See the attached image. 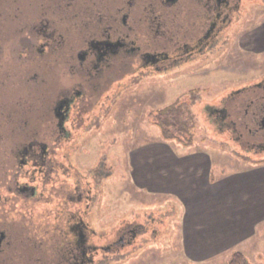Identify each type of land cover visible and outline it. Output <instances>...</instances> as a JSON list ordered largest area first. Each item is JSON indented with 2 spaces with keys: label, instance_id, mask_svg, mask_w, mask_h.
Wrapping results in <instances>:
<instances>
[{
  "label": "flooded vegetation",
  "instance_id": "1",
  "mask_svg": "<svg viewBox=\"0 0 264 264\" xmlns=\"http://www.w3.org/2000/svg\"><path fill=\"white\" fill-rule=\"evenodd\" d=\"M249 1L0 0V259L31 247L43 264H108L135 245L143 224L108 237L96 227L97 185L115 169L106 154L79 168V138L127 88L217 58ZM205 112L240 149L264 153V78Z\"/></svg>",
  "mask_w": 264,
  "mask_h": 264
},
{
  "label": "rangeland",
  "instance_id": "2",
  "mask_svg": "<svg viewBox=\"0 0 264 264\" xmlns=\"http://www.w3.org/2000/svg\"><path fill=\"white\" fill-rule=\"evenodd\" d=\"M263 1L247 3V13L236 28L238 40L223 46L217 58L205 62L206 67L194 69L203 62L195 63L185 72H174L170 80L154 77L138 87L127 88L126 100L117 103L109 121L102 123L101 129L92 135L83 134L79 138L77 153L73 154L79 168L88 170L106 154L108 165L115 169L111 177H105L97 185L103 206L102 210L98 206L102 213L93 218L96 227L106 237L107 232L113 236L121 223L138 222L147 227L135 245L124 246L121 259L108 264H229L235 251L246 255L247 264H264V222L258 225L252 239L235 245V249L220 252L211 248L214 243L217 247L231 245L237 234L247 232V220L234 211L237 207L242 209L248 196L254 202L251 198L261 193L264 165L252 161L264 159V153L240 149L228 134L217 130L205 112L206 104L217 103L232 89L264 78ZM244 40L247 47L241 45ZM176 102L188 104L196 118L194 143L189 147L164 139L161 129L152 121L154 113ZM120 114H124V121ZM166 146L172 147L177 157L165 156L160 148ZM202 151L211 155L212 179L230 180L227 185L212 190L213 197L205 199L201 196L202 182L195 176L205 165ZM135 154L142 157L137 170ZM139 166L138 183L131 173H136ZM150 171L158 181L166 178L171 184H183L184 192H192L191 201L182 200L178 192H155L149 184ZM187 207L205 215L198 221L200 226L195 232L186 226ZM39 217L36 220L42 222ZM11 256L6 254L8 259H0V264H22V260L30 264L34 257L40 258L38 262L46 257L41 250L31 247L14 250ZM203 257L208 259H198Z\"/></svg>",
  "mask_w": 264,
  "mask_h": 264
},
{
  "label": "crops",
  "instance_id": "3",
  "mask_svg": "<svg viewBox=\"0 0 264 264\" xmlns=\"http://www.w3.org/2000/svg\"><path fill=\"white\" fill-rule=\"evenodd\" d=\"M186 147H189V146H186ZM160 149L165 153V156H167V157H172V156H168L170 154H173L174 156L177 157L176 152L174 151V149L172 147L166 146L164 149L163 148H160ZM201 155L204 159L205 165L200 167L201 171L199 172V174H197L195 176L198 178L199 181L202 182L201 196H202V199H205V198H208L210 196L213 197L212 196L213 193L211 191L216 189V187H219V186L222 187V186L227 185L228 183H230V180H227L224 178L221 181H218L217 179H212V163H211L212 158H211V155H209V153L204 152V151L201 152ZM150 156H151V154H149V158H151ZM141 158H142L141 154H135V156H134V162L136 163V170H137V164H140ZM259 165L263 166L264 162L259 163ZM140 169H141V166H139L138 171L136 173H133V172L131 173V178L134 180L138 179V183H139ZM254 174H252V176H254ZM164 180L165 181H163L162 179L159 181H158V179L156 180V177L154 178L152 176V171H150L149 184L152 187V189L155 190V192H156V190L178 192V193H180L179 196L182 200L187 199L186 201H191L192 192L190 191L189 194L187 193V191L184 192L183 188H185V187L183 184H179V183L171 184L169 182H166V178H164ZM259 183L263 184V181H260ZM263 185L260 186V188H261L260 192L261 193L259 195H257V198H251V199L255 200L254 202L251 201L249 199V196H248L242 205V209H239V207H237L234 211L235 215L242 216L244 219L247 220V223L245 224L248 227L247 232L241 233L242 232L241 231L239 234H237L233 238L235 240L231 245H225V246L220 245V247H217L214 243L211 246V248L213 250L218 249V250H221L220 252H222V251H226L229 249H235L236 248L235 245L241 244L248 239L250 240L257 234L256 228L258 227L259 224L264 222V211H261V208H263V206H264V195H261L264 192L263 191L264 190ZM193 199H195V198H193ZM199 199L200 198H198L196 200H199ZM250 204H251V206H250ZM193 205H194V202H193ZM243 209L245 210L244 213L241 212V210H243ZM188 210H189V208H188ZM203 216H205L204 213H201V212L199 213L197 211H193L192 208L190 207V210L188 211V217L186 219V226L190 229V232H192L193 229H194V232L196 231L195 228L200 226L198 221L201 218H204ZM184 226H185V223H184ZM211 255L214 256V254H211ZM208 257H211V256H208ZM198 259L205 260L208 258L203 257V258H198Z\"/></svg>",
  "mask_w": 264,
  "mask_h": 264
},
{
  "label": "trees",
  "instance_id": "4",
  "mask_svg": "<svg viewBox=\"0 0 264 264\" xmlns=\"http://www.w3.org/2000/svg\"><path fill=\"white\" fill-rule=\"evenodd\" d=\"M153 123L162 131V136L166 140H175L184 146H192L194 143V130L196 128V118L188 104L176 102L163 108L153 115ZM263 163L264 160L252 161ZM111 172V171H109ZM111 176V173H109ZM32 260V258H31ZM26 260H22L24 264ZM28 261V260H27ZM248 260L242 251H235L229 264H247ZM30 264H43L34 257Z\"/></svg>",
  "mask_w": 264,
  "mask_h": 264
}]
</instances>
